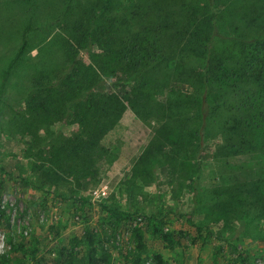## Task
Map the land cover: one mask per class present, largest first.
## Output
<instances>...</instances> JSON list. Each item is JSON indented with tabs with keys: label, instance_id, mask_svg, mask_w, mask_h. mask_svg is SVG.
Listing matches in <instances>:
<instances>
[{
	"label": "rangeland",
	"instance_id": "obj_1",
	"mask_svg": "<svg viewBox=\"0 0 264 264\" xmlns=\"http://www.w3.org/2000/svg\"><path fill=\"white\" fill-rule=\"evenodd\" d=\"M81 1L87 5L102 0ZM73 3L0 0V188L4 208L0 261L5 255L8 260L4 264H33L28 254L10 244L23 243L37 248L38 264H79L81 254L68 262L61 251L68 249L71 238L82 235L87 225L104 240L111 253L110 264H127V253L133 248L130 225L138 223L144 227L145 264H156L158 254L162 264H238L234 263V246L246 252L248 264H264L261 202L249 205L246 216L232 207L211 211L210 205L214 190L243 179L264 178V155L220 158L218 135L204 139L196 136L189 140L193 147L184 160L186 166L181 168L179 159L172 155L145 170L137 160L153 138L157 123L142 122L130 108L99 130L83 158L67 159L54 148L65 143L75 146L72 140L82 130L79 117L69 109L63 118L47 119L31 115L26 107L27 102L37 99L43 83L58 82L60 71L97 64L96 46L79 49L72 59L64 54L70 41L68 17ZM254 27L236 17L234 26H227L223 32L229 38H248ZM22 39L25 49L4 75ZM97 80L94 91L121 97L135 84L133 75L121 71L99 70ZM174 138L165 142L168 150L178 148ZM70 160L79 166L69 169ZM195 161L200 164L197 175ZM61 162L64 164L59 166ZM82 200L86 202L82 204ZM101 204L139 213L161 212L166 227L184 235L169 250L147 232L143 219L108 226ZM187 218L208 226L214 235L196 236L187 226ZM215 245H223L216 260Z\"/></svg>",
	"mask_w": 264,
	"mask_h": 264
},
{
	"label": "trees",
	"instance_id": "obj_2",
	"mask_svg": "<svg viewBox=\"0 0 264 264\" xmlns=\"http://www.w3.org/2000/svg\"><path fill=\"white\" fill-rule=\"evenodd\" d=\"M72 1L68 17L70 41L64 54L72 59L79 49L96 46L97 64L78 66L67 73L60 71L58 82L43 83L37 99L27 102L26 107L31 115L47 119L63 118L69 109L79 117L82 130L72 140L75 146H55L58 152L67 159L83 158L99 130L113 116L130 108L142 122L157 123L153 138L137 160L145 170L151 165L157 167L172 155L179 159L181 168L186 166L184 160H188L189 148L193 147L189 140L196 136L204 139L218 135L220 158L264 155V0H102L87 5L81 0ZM236 17L255 26L250 37L229 38L223 32L227 26H234ZM25 46L22 39L4 75ZM99 70L130 73L135 82L133 90L123 97L94 91ZM181 82L187 88H182ZM173 136L178 148L168 150L165 142ZM70 163L71 170L79 166L74 160ZM193 166L197 175L199 161ZM219 189L211 194V211L232 207L246 216L249 205L261 202L259 214L264 215V178L243 179ZM85 202L82 200V204ZM100 208L111 227L137 218L145 220L147 232L169 250L184 235L167 228L165 215L158 211L139 213L103 204ZM3 217L0 188V223ZM186 223L196 236L214 235L208 226L191 218ZM130 240L133 248L127 253V264H145L148 257L141 224L130 225ZM10 244L38 264L35 246ZM233 249L234 263L248 264L246 252L237 246ZM222 251L223 245H215L213 259ZM61 252L66 253L68 262L81 254L79 264L111 261L104 240L87 225L82 235L73 236L68 249ZM1 258L0 264L8 260L5 255ZM155 258L156 264H162L159 254Z\"/></svg>",
	"mask_w": 264,
	"mask_h": 264
}]
</instances>
